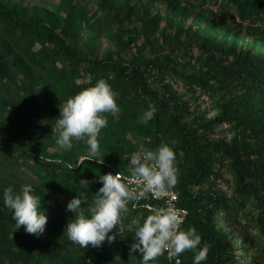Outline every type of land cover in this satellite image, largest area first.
I'll return each instance as SVG.
<instances>
[{
  "label": "rangeland",
  "instance_id": "obj_1",
  "mask_svg": "<svg viewBox=\"0 0 264 264\" xmlns=\"http://www.w3.org/2000/svg\"><path fill=\"white\" fill-rule=\"evenodd\" d=\"M0 1L28 15L51 14L60 26L64 25L71 11L78 21L71 28L75 45L81 52L92 57L105 58L111 55L117 58L122 55L130 59L134 55L153 57L156 54H168L179 71L190 70L196 73L206 71L215 59L224 64L236 60L244 63L264 60V25L251 18L230 15L213 2L199 7L200 4L195 0ZM119 35L129 43L127 47L120 46L117 39ZM32 39L30 36L23 38V41ZM33 42L36 51L43 47L49 50L54 48L51 43L37 39H33ZM0 49L7 54L13 69L10 77L0 72V133L15 135L21 147L31 150L40 158L36 161L25 156L24 152H9L0 146V185L11 187L14 191H19L21 185L26 183L33 185V194L41 200L40 211L47 216L45 230L39 236L27 233L25 238L13 240L8 249L0 247V264H24L13 258L22 246L36 252L35 259L29 264H141L139 251L130 256L135 233L123 239L116 237L109 244L106 241L99 248L89 246L83 249L68 240L64 229L74 217V213L67 211V203L74 197L80 198L81 207L87 215L88 203L103 186L98 182L103 173L99 169L97 171L92 163H115L129 173L132 154L142 148H153L151 135L145 133L143 124L140 128L132 121L126 129L115 126L114 123L124 116L120 111L116 115L106 114L107 120L112 119L113 124L101 130L95 156L90 154L85 140H73L70 150L60 149L55 143L56 119L59 117V106L67 100L55 92L39 67L30 65L23 58L6 33H0ZM52 69L58 74L67 69V77L77 83H91L94 80L90 76L76 75L59 58L56 67L52 66ZM149 73L153 88L161 94H165L166 87L176 92L187 102L191 117L213 119L219 114V96L212 91L186 83L181 74L170 72L164 76L152 68ZM98 81L96 79L95 84ZM105 81L115 93L116 102L119 101L122 88L113 81ZM245 94L237 86L233 89V95L237 98H232L231 103L237 102V99L239 101ZM247 99L250 100L249 118L252 122L247 126H242L240 119L231 123L224 122L216 127L214 137H226L229 141L242 143L246 135L249 146L254 149L264 138V116L253 119L256 114L251 104L263 107L264 91L252 92ZM244 105L236 112H248ZM117 147H120L119 151L114 150ZM86 161H89L86 167L92 166L90 172L93 178H86L89 183L87 187H82L80 179L75 178V170H81ZM212 181L220 194L228 197L235 195V178L225 166L219 177L212 176ZM208 185L203 184L198 190H205ZM252 211L250 206L243 208L241 219L244 222L254 221L257 213ZM214 218L229 242L231 254L235 256L231 260L233 264H264L259 249L241 237L240 225L227 220L222 213H214ZM125 228L136 231L132 222H128ZM42 245L52 249L49 254L42 255L39 252ZM152 264L168 263L163 255Z\"/></svg>",
  "mask_w": 264,
  "mask_h": 264
},
{
  "label": "trees",
  "instance_id": "obj_2",
  "mask_svg": "<svg viewBox=\"0 0 264 264\" xmlns=\"http://www.w3.org/2000/svg\"><path fill=\"white\" fill-rule=\"evenodd\" d=\"M200 5L213 2L220 8L225 9L230 15H240L243 18H251L253 21L264 25V0H195ZM77 17L70 11L65 18L64 25L46 13L25 14L15 6L0 1V33H6L20 50L23 58L30 65L39 67L49 79L55 92L66 100L81 90L95 85V80H110L122 88L121 99L117 101L120 111L124 116L119 118L115 126L129 127L131 121L137 127H142L138 119L148 110L149 105L156 108L152 120L143 124L146 134L151 135L153 148L156 149L162 143H168L176 153V166L178 168L177 188L180 192V203L186 206L189 214L181 228H195L201 236L202 248L208 244L209 252L207 259L201 264H233L235 257L231 254L229 242L225 239L222 231L217 227L214 213H222L227 220L240 225V235L253 247H257L260 256L264 258V138L256 148L249 146V139L243 136V142L229 141L226 137H214L218 125L240 119L242 126L252 122L249 118L250 93L264 91V60L251 61L250 63L230 62L224 64L215 59L203 73L194 71H179L174 60L168 54H156L153 57L134 55L128 59L122 55L117 58L108 55L105 58L92 57L81 52L74 42L71 32L73 24H77ZM32 37L43 43L53 44V49L46 47L34 49V42L23 38ZM131 37L133 35L131 34ZM120 46L127 47L128 42L122 36L117 37ZM70 66L72 72L78 76H90L94 80L91 83H77L73 78H68V70L57 73L52 69L56 67V60ZM51 63V65H50ZM53 63V64H52ZM155 69L162 75L170 72L181 74L186 83L203 87L206 91L219 96L220 112L213 119L203 116L191 117L187 102L180 98L170 88H165V94H161L153 88L150 81L149 69ZM0 72L6 76L13 75L11 62L7 54L0 49ZM240 86L245 95L231 103L233 89ZM227 98V99H226ZM245 104L248 112L237 113L236 111ZM256 114L253 119L264 116V106L252 105ZM108 121V120H107ZM113 120H109V124ZM124 129V130H125ZM126 132V130H125ZM177 143L173 145L171 142ZM15 135L0 133V146L9 152H24L25 156L37 160L40 158L31 150H27L18 144ZM119 151L120 147L114 148ZM183 152V157L180 152ZM86 161L81 170H75L76 179L85 180L93 178L90 167H86ZM96 170L103 175L116 171L125 174L124 167L115 163H92ZM224 166L231 171L235 178V195L228 197L218 192L212 181V176L219 177ZM84 169H87L86 172ZM188 174L185 172L189 171ZM129 174V173H128ZM208 183V188L198 190L203 184ZM192 187L197 188L193 194ZM6 188L0 185V247L8 249L15 239H23L27 235L24 227L15 229V221L12 220V212L3 203V192ZM250 206L252 212L257 213L254 221L244 222L240 212ZM147 211H130L127 215L124 227L115 233L117 239L135 233L134 230L126 229L128 222H132L137 216L147 217ZM136 228V225H134ZM257 230V232H255ZM117 232V231H116ZM123 239V238H122ZM109 244V243H107ZM51 248L41 246L39 251L42 255L49 254ZM166 257V254H164ZM193 251H186L181 256L184 264H194ZM36 252L22 246L15 252L13 258L19 263L29 264L35 259ZM167 259V257H166ZM167 263H169L167 259Z\"/></svg>",
  "mask_w": 264,
  "mask_h": 264
},
{
  "label": "clouds",
  "instance_id": "obj_3",
  "mask_svg": "<svg viewBox=\"0 0 264 264\" xmlns=\"http://www.w3.org/2000/svg\"><path fill=\"white\" fill-rule=\"evenodd\" d=\"M120 112L111 86L100 79L94 86L85 88L68 98L59 106L56 119L57 137L55 143L67 151L73 147V140H85L92 156L98 151V136L107 127L106 114ZM156 108L149 105L138 123L147 124L153 119ZM173 145L177 141L171 142ZM184 153L181 151L180 156ZM102 187L93 195L87 206V215L82 200L74 197L67 203V211L74 213L69 220L64 235L79 247L86 249L101 247L106 241L116 239L113 230L122 227V221L129 213L128 204L139 202L151 194L153 198H162L178 184L176 153L168 143H162L155 150L141 149L132 154L129 162V175L111 173L100 175ZM88 181L81 180L80 185L87 187ZM193 194L197 188L192 187ZM31 184L21 185L19 191L8 187L3 192V203L12 212L15 229L24 227L28 234L39 236L45 230L47 216L40 211L41 200L33 194ZM184 214L168 202L167 206L151 209L147 217L137 216L132 223L136 225L135 242L130 247L131 253L139 251L141 264H152L165 253L169 257H179L186 251H193L194 264H201L207 259L209 245L202 248L201 236L196 229L181 230ZM176 264H181L176 259Z\"/></svg>",
  "mask_w": 264,
  "mask_h": 264
},
{
  "label": "built area",
  "instance_id": "obj_4",
  "mask_svg": "<svg viewBox=\"0 0 264 264\" xmlns=\"http://www.w3.org/2000/svg\"><path fill=\"white\" fill-rule=\"evenodd\" d=\"M119 172L124 177H127L129 175L121 171H116L115 175ZM168 202H171L172 206L182 211V214H184V221H183V224H184L189 214V210L186 206L180 203V192L177 188V185L173 189H171L170 192L166 194L165 196H163L162 198H153L151 194H148L146 198L141 199L139 202H136L135 204L133 202H130L128 204V208H129V212L138 210V211H147L149 214H151V209L158 208L161 206H167ZM127 215L128 214H126L123 218L121 229H119V226L115 228L117 231L123 229L125 221L127 219ZM183 224L180 226L181 228ZM165 254L170 264H176V259H179L181 261V264H184V259L181 255L179 257H169L167 253Z\"/></svg>",
  "mask_w": 264,
  "mask_h": 264
}]
</instances>
